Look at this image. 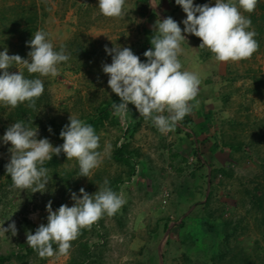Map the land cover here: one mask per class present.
Segmentation results:
<instances>
[{
  "label": "rangeland",
  "instance_id": "obj_1",
  "mask_svg": "<svg viewBox=\"0 0 264 264\" xmlns=\"http://www.w3.org/2000/svg\"><path fill=\"white\" fill-rule=\"evenodd\" d=\"M158 3L125 0L124 14L108 17L97 0H0V51L28 58L26 41L43 29L55 50L64 47L70 56L56 76L10 67L39 77L44 92L35 109L27 102L0 104V136L24 121L58 146L72 116L93 126L102 156L88 178L79 176L76 158L61 152L58 164L47 168L49 191L33 193L12 186L5 170L10 143H0V224L15 221L17 228L15 236L0 234V261L8 258L0 264H264V0L251 13L241 10L259 44L251 57L227 64L199 47L195 35L181 42L182 70L196 71L202 81L190 102L195 107L182 120L194 135L179 125L159 132L131 103L127 114L116 115L120 98L102 71L111 63L106 45L131 47L141 58L152 47L158 18H186L175 0ZM117 149L132 155L131 163L119 159ZM105 179L126 201L114 215L81 229L65 254L41 257L28 246L27 233L47 223L49 201L53 210L71 206V192L95 193Z\"/></svg>",
  "mask_w": 264,
  "mask_h": 264
},
{
  "label": "clouds",
  "instance_id": "obj_2",
  "mask_svg": "<svg viewBox=\"0 0 264 264\" xmlns=\"http://www.w3.org/2000/svg\"><path fill=\"white\" fill-rule=\"evenodd\" d=\"M258 0H209L195 4L194 0H175L186 18L176 21L171 16L157 19L155 34L151 37L152 47L145 50L141 60L131 47L105 46V53L111 56V63H103L102 71L108 75L107 84L120 102L113 104L116 115L123 116L131 103L144 119L151 120L161 133L174 131L178 122L190 114L195 104L190 103L198 95L201 78L196 71L182 70L179 54L181 42L191 34L201 40L199 47L208 48L217 61H239L251 57L258 49V41L251 30V19L242 14L254 11ZM160 3V0H159ZM158 3V4H159ZM157 4V5H158ZM125 0H97L101 14L120 17L124 14ZM183 25V29L180 25ZM183 33V34H182ZM30 47L28 58L18 54L9 55L5 47L0 51V104L15 108L27 102L36 108V100L44 92V83L39 78L26 77L22 70L9 71L10 67L23 65L30 74L56 76L58 65L70 58L64 47L55 50L49 34L37 29L26 41ZM32 123V122H30ZM49 132L52 129L49 127ZM195 134V133H194ZM63 143L54 146L46 137L38 138V127H30L24 121H15L0 136V143L8 145L11 154L5 165L11 177L12 186L32 192L49 191L51 181L45 161L52 160L63 152L68 159L76 158L79 176L89 178L93 169L102 162L99 136L91 124L69 116L59 133ZM109 181L104 180L98 191L89 194L84 188L71 192L72 205L61 204L53 210L52 201L45 205L47 223H41L34 233L26 235L28 246L41 257L65 254L70 242L75 240L80 230L91 226L103 215H114L126 202L122 193L113 191ZM54 191V190H53ZM0 224V234H17L15 221L4 227ZM53 244L58 247L54 250Z\"/></svg>",
  "mask_w": 264,
  "mask_h": 264
},
{
  "label": "trees",
  "instance_id": "obj_3",
  "mask_svg": "<svg viewBox=\"0 0 264 264\" xmlns=\"http://www.w3.org/2000/svg\"><path fill=\"white\" fill-rule=\"evenodd\" d=\"M144 51L141 53L143 55ZM146 59L144 56L141 57V60H144ZM104 113L101 114V118L99 119L98 122H101L103 120V117L106 116L107 113H105V111H103ZM185 123V122H184ZM183 122L182 124L185 125ZM116 155L119 159L125 161L126 163H131V158L133 157L132 155H129L128 153H125L124 151L120 150V149H117L116 151ZM60 160V155L59 156H55L52 158V160L50 161H45L44 163V167L48 168L50 166H56L58 164ZM8 258L7 257H4L1 259V261H5L7 260ZM0 261V262H1Z\"/></svg>",
  "mask_w": 264,
  "mask_h": 264
},
{
  "label": "built area",
  "instance_id": "obj_4",
  "mask_svg": "<svg viewBox=\"0 0 264 264\" xmlns=\"http://www.w3.org/2000/svg\"><path fill=\"white\" fill-rule=\"evenodd\" d=\"M177 125L182 126L184 128H187L186 130L190 131V133L192 132L193 135H194V132L192 131V129L191 128H188L186 125H183L181 122H178Z\"/></svg>",
  "mask_w": 264,
  "mask_h": 264
},
{
  "label": "crops",
  "instance_id": "obj_5",
  "mask_svg": "<svg viewBox=\"0 0 264 264\" xmlns=\"http://www.w3.org/2000/svg\"><path fill=\"white\" fill-rule=\"evenodd\" d=\"M228 64V62H226Z\"/></svg>",
  "mask_w": 264,
  "mask_h": 264
}]
</instances>
